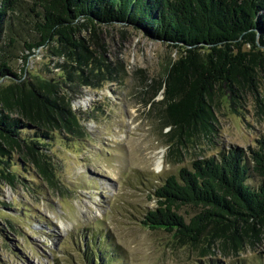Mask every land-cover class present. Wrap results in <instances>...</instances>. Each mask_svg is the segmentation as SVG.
<instances>
[{
	"label": "rangeland",
	"instance_id": "374dc122",
	"mask_svg": "<svg viewBox=\"0 0 264 264\" xmlns=\"http://www.w3.org/2000/svg\"><path fill=\"white\" fill-rule=\"evenodd\" d=\"M15 7L0 30V57L25 72L20 82L0 78V92L38 78L53 83L56 89L42 92L63 127L46 137L20 130L41 141L33 159L22 148L26 164L13 157L0 175V264H263L264 229L247 232L238 251L219 233L191 243L141 220L157 207L153 191L168 176L223 150L255 148L264 137V50L256 58L259 50L243 49L252 55L253 84L241 82L233 96L215 85L209 118L178 133L165 112L177 50L115 23L80 32L91 54L86 65L55 42L24 52L25 42L37 40L33 2L16 0ZM249 175L247 184L257 186ZM178 213L188 222L197 212Z\"/></svg>",
	"mask_w": 264,
	"mask_h": 264
},
{
	"label": "trees",
	"instance_id": "16d2710c",
	"mask_svg": "<svg viewBox=\"0 0 264 264\" xmlns=\"http://www.w3.org/2000/svg\"><path fill=\"white\" fill-rule=\"evenodd\" d=\"M32 2L37 40L25 42L24 52L55 42L69 49V56H75L81 66L86 65L91 54L85 40L79 37L80 32L87 29L94 35L99 26L115 23L177 50L179 58L167 78L165 112L178 133L209 118L211 108L207 101L215 85L224 84L233 96L241 82L253 84L252 55L245 53L244 47L259 50L256 58L263 55L264 0ZM15 6L16 0H0V30L5 16ZM9 43L12 46L14 41L10 38ZM27 57L22 53L18 59L25 62ZM24 72L23 68L19 73L14 70L11 58L0 57V78L20 82ZM36 81V85H24L23 90L19 83L0 92V175L8 169L13 157L26 164L22 150L32 159L38 150L39 137H22L20 130H34L44 136L63 127L60 110L42 92L58 86L40 78ZM15 92L21 94V99L12 97ZM14 107L18 110L14 111ZM61 112L71 117L68 109ZM10 114L19 117L13 119ZM64 128L68 129L67 125ZM255 143V148L245 151L231 148L217 156L194 160L189 168L168 176L153 191L157 207L144 214L141 224L191 243L219 233L240 251L247 232L259 235L264 229V137ZM250 170L259 179L255 187L247 184ZM7 176L6 180L13 179ZM182 207H190L197 213L187 222L178 213Z\"/></svg>",
	"mask_w": 264,
	"mask_h": 264
},
{
	"label": "bare ground",
	"instance_id": "6f19581e",
	"mask_svg": "<svg viewBox=\"0 0 264 264\" xmlns=\"http://www.w3.org/2000/svg\"><path fill=\"white\" fill-rule=\"evenodd\" d=\"M160 165V161H157L156 163V167H158ZM63 226V225H62Z\"/></svg>",
	"mask_w": 264,
	"mask_h": 264
}]
</instances>
